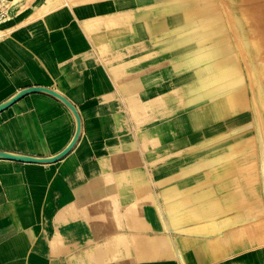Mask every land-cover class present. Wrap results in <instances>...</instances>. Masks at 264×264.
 Returning <instances> with one entry per match:
<instances>
[{"label":"rangeland","instance_id":"1","mask_svg":"<svg viewBox=\"0 0 264 264\" xmlns=\"http://www.w3.org/2000/svg\"><path fill=\"white\" fill-rule=\"evenodd\" d=\"M110 1H68L80 35L91 42L83 50L113 75L114 132L107 154L93 164L96 186L48 217L49 257L81 264H179V249L205 246L225 232L232 235L228 246L219 241L217 251L206 249L203 264L234 263L245 254L239 249L264 241V173L257 164L254 109L246 105L224 114L218 102L242 93L250 103L240 52L246 38L237 30L245 24L258 34L248 41H264V0ZM67 8L63 0H6L0 44L33 34L58 37L59 9ZM21 51L27 60L20 71L28 73V63L45 74L43 62ZM231 80L236 82L224 86ZM119 212L131 227L116 225ZM118 235L127 238L125 246ZM256 247L249 254L264 264V244Z\"/></svg>","mask_w":264,"mask_h":264},{"label":"crops","instance_id":"2","mask_svg":"<svg viewBox=\"0 0 264 264\" xmlns=\"http://www.w3.org/2000/svg\"><path fill=\"white\" fill-rule=\"evenodd\" d=\"M63 1L68 8L59 9L58 37L33 34L17 37L14 44H0V105L24 88L42 86L66 97L80 119L78 139L67 155L55 161L34 162L9 159L4 153L56 157L74 137L75 115L62 101L44 92L27 93L0 111V264L82 263L49 257L48 237L52 234L47 228L48 217L55 218L60 209L77 202L80 193L96 186L99 175L93 164L112 144L113 75L103 64L93 63L97 57L88 56L90 50H83L88 37L80 35L83 29L68 4L70 0ZM86 42L90 46L91 42ZM20 47L43 62L45 74L28 63V73L20 71V62L27 60ZM48 78H54L56 84ZM231 236L223 232L205 246L195 243L190 249H179L183 259L178 263L203 264L208 249L218 250L215 241L227 247ZM228 251L229 259L234 257L233 250ZM251 252L243 251L245 254L230 264H262Z\"/></svg>","mask_w":264,"mask_h":264},{"label":"bare ground","instance_id":"3","mask_svg":"<svg viewBox=\"0 0 264 264\" xmlns=\"http://www.w3.org/2000/svg\"><path fill=\"white\" fill-rule=\"evenodd\" d=\"M220 1L223 4L224 2L226 3L228 0H220ZM255 1H256L255 2L256 5H259L258 0H255ZM189 4L191 6H193V3H189ZM189 4H187V5L189 6ZM225 6H227V5L225 4ZM223 8H225V7L223 6ZM205 16H206L205 19H204V17L201 19L202 22L207 21V18H208L209 15H205ZM241 27L237 31H238V35H242L243 37L246 38L245 41H242L240 43L241 46H242L240 52L242 53V58L244 59V65H242V69L243 68L246 69L248 71V75H249L248 81L246 82V84L251 88V91H252V94L250 96V103L247 104V99H246L244 94L237 93V94H233L232 96H229V97L225 98L224 100H221V102H218V104L219 103L221 104V107L223 109V113L224 114H226V113L229 114L230 112H233V111L236 112V113H239V112H241L244 109V107L246 105H248V106L250 105V107L252 109H254L253 114H254L255 118L258 120V123H259V125L255 128V133H256L255 142H256V148H257V164H259L260 168H262V171L264 173V103H259L261 100H264L263 99L264 98L263 97L264 96V89H260L259 88V87H264V41H262L261 38H258L255 41H253V40L252 41H248L247 38H249V37L252 38L253 35L254 36L258 35V34H256L257 31H252V32L248 31V29H247L248 26H246L245 24H242ZM253 45H255V46H253ZM54 72H55V70H54ZM224 74H227V73H224ZM242 76H243L242 73H240L238 75L237 83H240L242 81V78H241ZM48 79L52 83L56 84V82H55L56 80L54 81V78H51V79L48 78ZM216 80H218V79H216ZM234 82H236V80H231L230 82L227 81V82H224L223 84H225L224 86H227V85H230V84H232ZM227 99H231L232 101H234L233 106L235 107L236 110H233V106H231L232 109H230V110H227L228 108L226 109L225 100H227ZM230 101H228V102H230ZM239 106H240V109H241L240 111L237 110L239 108ZM69 109L67 108V110L69 112H71L70 111L71 109L70 110ZM114 203H116V202L114 201ZM140 204H141L142 210H144V212H146V214H150L151 213V207L149 206V204L147 205L146 203H144V201L142 203H140ZM116 222H117L116 225H118L120 227L128 226V224L131 227V224H132L127 219L125 213H121V212H119V217L116 214ZM118 229H120V228H118ZM114 234H116V233H114ZM122 236H123V240H122ZM117 238H119V239L121 238L122 246H125L127 244V238H124V235H120V236L118 235ZM226 240H227V238H225V241ZM115 242H118V240L115 241ZM218 242L215 241V244L218 245ZM212 244H214V243H212ZM241 244H243V243H241ZM263 244H264V241L263 242L261 241V242H258L255 246L253 245V246H251V247L249 246L247 248L243 247L242 249L239 250V252L240 253H242L243 251L246 252V251H249L252 248H255L256 246L258 247V246H261ZM168 248H170V247L168 246ZM153 249H154V244H152V251H153ZM171 249H172V247H171ZM162 253H163V251H162ZM172 253H174V252H172ZM138 259H141V257H138Z\"/></svg>","mask_w":264,"mask_h":264},{"label":"water","instance_id":"4","mask_svg":"<svg viewBox=\"0 0 264 264\" xmlns=\"http://www.w3.org/2000/svg\"><path fill=\"white\" fill-rule=\"evenodd\" d=\"M30 92H44V93L50 94V95L54 96L55 98L59 99L60 101H62L65 104V106H67L68 108L71 109V111L75 115V118L77 121V127H76L74 137H73L72 141L70 142V144L61 153H59L54 158H39V157H31V156L24 157V156L12 155V154H8V153H4V155H5V157H7L9 159L34 161V162L55 161V160L61 159L71 151V149L73 148V146L75 145V143L78 139L79 132H80V119H79L78 112H77L76 108L74 107V105L66 97H64L62 94H60V93H58L55 90L50 89V88H46V87H42V86L28 87V88L22 89L14 97H12L11 99H9L6 102H4L3 104H1L0 105V111L5 109L6 107H8L9 105H11L12 103H14L15 101H17L18 99H20L21 97H23L24 95H26L27 93H30Z\"/></svg>","mask_w":264,"mask_h":264},{"label":"built area","instance_id":"5","mask_svg":"<svg viewBox=\"0 0 264 264\" xmlns=\"http://www.w3.org/2000/svg\"><path fill=\"white\" fill-rule=\"evenodd\" d=\"M6 16H7L6 0H0V24L4 21Z\"/></svg>","mask_w":264,"mask_h":264}]
</instances>
